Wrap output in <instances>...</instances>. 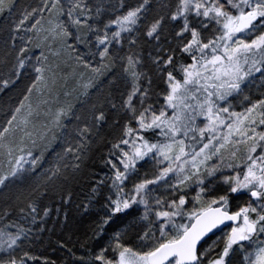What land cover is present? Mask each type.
<instances>
[{"label": "snow or ice", "instance_id": "snow-or-ice-1", "mask_svg": "<svg viewBox=\"0 0 264 264\" xmlns=\"http://www.w3.org/2000/svg\"><path fill=\"white\" fill-rule=\"evenodd\" d=\"M0 17V93L32 73L0 122V264H57L32 251L40 201L59 212L81 175L95 218L59 264H264V0H0Z\"/></svg>", "mask_w": 264, "mask_h": 264}, {"label": "trees", "instance_id": "trees-1", "mask_svg": "<svg viewBox=\"0 0 264 264\" xmlns=\"http://www.w3.org/2000/svg\"><path fill=\"white\" fill-rule=\"evenodd\" d=\"M90 2L95 3V0H90ZM128 3H134L135 0H127ZM17 3L20 6H36L41 3V0H17ZM106 3L115 4L116 0H106ZM15 11V10H14ZM48 14L45 13V16ZM6 25L4 23V18L0 17V51H2V42L4 39L7 38V32L5 31ZM142 31V29H141ZM143 46V59L145 63V67H150V62L148 59V52L153 50V42L149 40L147 43H143V39L141 41ZM127 44L125 43L124 49L126 50ZM79 50L85 51L83 46H80ZM95 51V49H93ZM118 48H114V51H117ZM37 51L38 50H34ZM123 54V52H120ZM88 59H92L91 56L87 57ZM50 59L55 60L56 57H51ZM63 60V57L60 58ZM99 61V57H96V60L93 63H97ZM68 67V68H67ZM63 71L66 73H71L73 69L77 73L84 71L82 67H76V65L72 61H68L67 64H62ZM2 69H0V74H2ZM32 78V73L28 71L27 75L21 77V81L19 84L16 85L15 88H10L7 92L0 93V119H4V110L9 106H14L18 103L19 99L21 98V92L25 88L26 84L30 82ZM63 83V81L61 82ZM158 82L154 79L153 84L154 86ZM76 86V79L69 77L68 80V90ZM162 87V85H161ZM158 90V89H157ZM63 96H61V100H63ZM74 99V98H73ZM115 113L109 112V124H111L112 120L115 119ZM101 135L111 137L115 135L117 132L116 128H109V125H104L101 128ZM55 147V146H54ZM106 151V149H103ZM55 151H59V146L55 147ZM101 149H98L96 152L93 153L94 158L98 157L99 152ZM53 159L52 150H49V153L46 154V160L44 162V167H48V162ZM91 164V161L89 162ZM96 167L97 169L100 168L99 160L96 159ZM146 167V166H144ZM144 167L141 168V171L144 170ZM87 169H85V172ZM27 185H25L26 187ZM88 180L87 177L81 175L78 178V182H73L71 184V190L73 193L72 202L70 204L64 205L61 207V210L57 211V205H61L62 201L60 200L59 195H49L48 197L43 198L40 201L41 209L43 207H49L51 212L49 216L44 217L43 227L44 230L39 232V240L34 242V247L32 251L35 252L37 255L46 254L51 256L52 259L57 260V264L59 261L64 258L66 255V251L61 249L57 241L63 240L65 243L68 244L69 247L75 246V249H79L80 243L83 242L84 234L87 230V226L90 222V219H94L95 215L91 216L90 218H82L80 214H78L77 209L75 207L76 204L80 203L84 200L85 195L88 191ZM243 199V198H241ZM65 211H67L68 218L65 219ZM40 215H43L42 211H40ZM41 225V221L37 220L34 227L39 228ZM77 255H80V251H77ZM31 264V262H30Z\"/></svg>", "mask_w": 264, "mask_h": 264}, {"label": "rangeland", "instance_id": "rangeland-1", "mask_svg": "<svg viewBox=\"0 0 264 264\" xmlns=\"http://www.w3.org/2000/svg\"><path fill=\"white\" fill-rule=\"evenodd\" d=\"M15 12V11H14ZM251 95H252V97H253V99H255L256 97H257V95H258V89L254 86L253 88H252V90H251ZM74 98V97H73ZM234 103H236L237 104V111H239V110H241V107H243L244 105H241L240 104V98H237V101H235ZM3 121V119L1 118L0 119V122H2ZM58 146V145H57ZM57 146H55V147H57ZM0 160H2V157H0ZM241 199V198H240ZM26 226H29V225H27L26 224Z\"/></svg>", "mask_w": 264, "mask_h": 264}, {"label": "bare ground", "instance_id": "bare-ground-1", "mask_svg": "<svg viewBox=\"0 0 264 264\" xmlns=\"http://www.w3.org/2000/svg\"><path fill=\"white\" fill-rule=\"evenodd\" d=\"M47 14V13H46ZM79 51H81V50H79ZM68 68V67H67ZM30 71V70H29ZM31 72V71H30Z\"/></svg>", "mask_w": 264, "mask_h": 264}]
</instances>
